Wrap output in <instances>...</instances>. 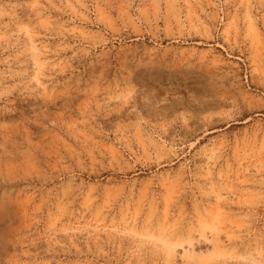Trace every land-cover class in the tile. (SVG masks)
Here are the masks:
<instances>
[{"label": "rangeland", "instance_id": "374dc122", "mask_svg": "<svg viewBox=\"0 0 264 264\" xmlns=\"http://www.w3.org/2000/svg\"><path fill=\"white\" fill-rule=\"evenodd\" d=\"M0 264H264V0H0Z\"/></svg>", "mask_w": 264, "mask_h": 264}]
</instances>
